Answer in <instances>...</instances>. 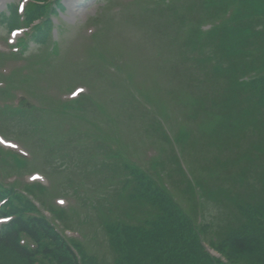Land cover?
Wrapping results in <instances>:
<instances>
[{"label":"rangeland","instance_id":"374dc122","mask_svg":"<svg viewBox=\"0 0 264 264\" xmlns=\"http://www.w3.org/2000/svg\"><path fill=\"white\" fill-rule=\"evenodd\" d=\"M20 0H0V13L6 11L8 6L14 5ZM119 1L126 3L129 0H62L64 7L59 9L57 14L51 18L52 32L48 38V42L41 45L49 50L58 48L61 56L57 59L51 58L54 69L45 67H33L29 70V64L26 62L27 59L32 57L33 54L40 55L37 46L30 47V55L23 57V60L19 62H9L2 66V71L8 73L10 70L13 72L12 80L18 81L22 75H30V80L21 84L23 89L16 93V97L11 102L14 106L19 105L20 100L24 96L28 98L29 104H35L36 107L44 109L45 103L48 107H52V100L57 99H76L74 98V92L77 88H83L85 95L88 94V88L84 83L80 82L77 78L73 79L70 76V80L64 77V70L61 71L60 65L64 62L59 60L64 55L70 54L69 60L79 58L83 56V51L88 42H91V36L97 32H106L110 29L111 33H116L115 36L121 37V39H130L134 37L130 35V28L132 33L140 35L148 39L153 45L156 40H151L149 34H147L145 28H140L130 21V25L125 22L129 20L130 13L124 11V7L118 5ZM224 0H185L180 6H177L172 15L166 20L165 28L170 27L173 24L184 27L186 24L192 25V32L197 28L196 24L203 23L210 19L220 11V8L229 6V2L222 5ZM249 2L246 3L248 5ZM170 4L169 7L167 5ZM208 8L206 5H208ZM258 6V3H257ZM172 7V3H166L165 8L162 12L158 11L155 13L156 17L161 15H170L167 11ZM218 8V9H217ZM235 10V9H233ZM237 10V9H236ZM242 11V10H241ZM236 12V11H235ZM117 17L115 19L114 17ZM96 17H98L96 19ZM1 19V18H0ZM163 19V18H162ZM240 19L239 16L236 17ZM121 20V21H120ZM241 20V19H240ZM139 24V23H138ZM110 25L112 27H110ZM179 30H181L179 28ZM114 31V32H113ZM29 33L28 29L23 28L22 34L19 38L23 37L25 33ZM241 32L236 25L230 34H236ZM109 34V35H110ZM165 36V30L161 32ZM10 29L3 27L0 23V52L8 53L14 51L11 47L10 40ZM111 39L112 49L118 46L116 38ZM18 38V39H19ZM180 38V37H179ZM220 39H227V33H219ZM231 38V37H230ZM17 39V40H18ZM144 39V40H146ZM184 49L177 43H172L170 46V53L176 52L179 49L186 51L183 61L180 63L181 67V80L180 75L174 73L172 69L168 68V74L166 81H172L174 75H176V89L173 92L180 90L182 93L177 96L180 99L183 98L189 103L193 102L196 105L199 104L203 98V91L206 89L203 85H198L197 80L191 77V69L196 67L202 70L205 65L200 62V59L205 58L199 54L200 43H197L194 38L188 37V41L183 37ZM57 42V44H54ZM158 42V41H156ZM16 45V44H14ZM261 42L256 38L249 39V43L246 45L248 49H255L261 46ZM156 46V45H155ZM168 47V46H167ZM228 47L230 45L228 44ZM231 48V47H230ZM94 47L89 50H94ZM236 53V52H233ZM246 53H236L226 55L223 59L228 60L229 56L238 59V57L244 58ZM157 51L154 50L153 57H156ZM38 59L36 56H33ZM68 58V57H67ZM28 64V65H27ZM237 70L241 67V63L238 60ZM68 65V63H67ZM77 65V64H76ZM74 65V66H76ZM25 71H18L16 67H25ZM179 68V67H178ZM1 70V69H0ZM59 70V71H57ZM180 82L178 83V81ZM10 79L0 77V90H4L9 86ZM159 84V83H157ZM156 84V85H157ZM149 88H152L148 84ZM156 87V86H155ZM231 96L234 98L237 93V87H229ZM226 88V89H227ZM136 95L144 98L145 100H151L157 103L159 109L162 108L163 101H161L160 92L156 88L154 90L145 89L144 91L134 90ZM27 92V93H26ZM211 94H214L212 92ZM239 94V93H238ZM116 100V97L114 98ZM210 101L203 99L199 104L200 113L197 116V126L186 131L184 134H180L178 137L179 141H182L186 145V151L188 156L191 154L192 148L202 160V163L212 170L211 176L205 180L204 190L206 189V196L201 198V192L197 198H193L189 193L185 192V186L180 183V175L173 173V169L178 168V164L175 161H168V156L165 155L171 150L170 146H165L161 152L160 157H154L159 154V148L157 147L158 142L156 137L154 141L149 142L146 139L147 133L153 134L152 125L145 124L138 114V102H133L129 99H122L120 102L122 107L119 109L117 103L112 101L107 95L101 97L97 103H94V107H87L83 103L75 104L74 110L79 108L90 109L89 115L95 114L100 116L103 110L109 113H114V119L116 113L121 114V118H125L129 121L132 126L122 127L124 142H114L120 140V136L116 132H111L107 126L105 138L108 140L107 143L102 144V150L99 151L94 149L92 146L87 147L88 149L78 150L71 144L75 140V137L69 138L66 142L67 145H59L58 137L54 140L53 155L54 160L49 161L51 164L47 165L39 164L36 169L44 171V173L51 172H62L65 174H52L45 177L50 183L53 180L54 185L57 189L56 198L59 200V204L68 209L67 213L63 214L69 225L67 235L69 238L74 237L79 245H83L85 251L94 258L91 263L86 261L87 264H116L120 256V252L111 247V242L108 236L107 224H131L139 226L149 220H152L156 211L145 203H134L129 199L126 191V185L128 186L127 180L130 175L126 171L125 163L137 164L141 169L149 171L155 179L158 180L156 174L157 171L162 169L167 170L173 183L170 186L171 190L168 193L174 194V201L180 206L182 205L185 212L191 217L197 224H202L201 227H205L207 223L215 224L216 227H210L205 233L208 238L215 239L219 234V239L216 240L217 244L229 235L230 226H235L236 217L234 207L239 202H245L262 205L264 202V194H262L261 184L264 180V120L261 118L260 113L254 109V101L250 97L243 98L242 104H244V110L242 111V129L240 131L235 130L229 139L226 137V133L223 131L226 122L221 121L218 108L221 106V100L216 96H212ZM147 102V101H145ZM6 102L0 101V105H4ZM150 104V102H147ZM1 108V106H0ZM70 108V107H69ZM92 108V109H91ZM3 111L0 113V133L7 139L16 142L21 145L25 151H29L30 154H34L30 151L26 145L18 143L17 135L29 134L33 131V127L30 126L26 131L21 132L16 122L15 115L9 113L1 108ZM151 111L150 109L147 111ZM37 115L34 112L27 114V118ZM102 116H100L101 118ZM234 115L232 114V118ZM194 120V119H193ZM118 121V120H117ZM54 122L51 120V125ZM103 122H101L102 124ZM7 124L9 127L5 126ZM106 126V121L105 123ZM223 126V127H222ZM222 127V128H221ZM55 132L57 129H53ZM231 131V130H230ZM11 138H10V137ZM30 136V134H29ZM78 137H81L80 135ZM102 137V136H101ZM21 140V139H20ZM25 143H30L33 140L30 139L28 142L26 138H22ZM21 140V141H22ZM103 143V142H102ZM8 150H12V145H5ZM27 151V152H28ZM99 154V155H97ZM165 155V156H164ZM97 156V157H96ZM29 159L30 156H27ZM164 158V159H163ZM36 159V158H35ZM43 161V160H42ZM33 169V168H32ZM179 169V168H178ZM34 171L27 172L21 181H30ZM4 176L0 181L8 183L13 182L16 178L13 176L14 172L8 171V174L3 172ZM67 175V176H65ZM52 178V180H51ZM160 182V180H158ZM134 189L136 182L132 181ZM47 184V183H46ZM137 187V186H136ZM212 191L213 197L217 200L214 201L212 196L207 193ZM63 201V203H61ZM197 201V202H196ZM56 202V201H55ZM201 202L204 203V207H199ZM57 204V202H56ZM142 204V205H141ZM251 212V211H250ZM255 214L264 215V208L262 210H255ZM174 214H178L174 210ZM204 214L202 217L201 215ZM181 215L178 214V218ZM198 227V228H201ZM74 232H73V230ZM71 229V230H70ZM217 232H219L217 234ZM140 246L137 245L134 249L139 250ZM142 248L145 249L143 246ZM141 248V249H142ZM146 250V249H145ZM141 251V250H140ZM220 251V250H219ZM211 252L213 250L211 249ZM221 252V251H220ZM232 253V252H231ZM133 257L135 251L130 253ZM216 255V254H215ZM217 259L223 261V264H228L227 259L220 256L217 252ZM231 256H234L233 253ZM238 258L239 264H243V260L246 256H234ZM260 256H252V261L258 259L263 260ZM152 264V263H151Z\"/></svg>","mask_w":264,"mask_h":264},{"label":"trees","instance_id":"16d2710c","mask_svg":"<svg viewBox=\"0 0 264 264\" xmlns=\"http://www.w3.org/2000/svg\"><path fill=\"white\" fill-rule=\"evenodd\" d=\"M227 2H229V6L222 7V9L226 11L235 9L234 19L239 16L241 20L236 19V23L224 28L227 33V43L231 48H222L225 52L234 55L246 53L244 58L235 59L229 56L230 66L228 68L238 67L239 60L242 65L238 71L243 75L251 74L245 76L249 77L248 80L243 77L232 84L237 87V93L230 102L227 124L224 127L226 137L229 139L235 130L242 129L243 98L250 97L254 101V109L260 113L264 120V0H224L222 5ZM247 2H249L248 5H246ZM236 25L241 32L231 35L230 30ZM252 37L262 44L255 51L246 48ZM204 48H207L206 45ZM215 54H221V52H215ZM200 62L206 66L207 57L200 59ZM233 104L237 110L235 113L237 117L234 121L230 112L233 110L231 107ZM138 110L140 111L141 108L139 107ZM195 110L196 104L190 102L184 113V118H195L197 116ZM226 113L227 110L222 108V114ZM185 129V127L182 128L179 134H184ZM138 174L145 175L143 171H140L137 173V177L135 176L136 181L139 180ZM203 184L205 183H198L202 201V194L207 199V190H204ZM261 187L262 194H264V180ZM149 188L152 186L150 185ZM195 194L199 196L200 193L192 188L191 195ZM207 194L217 201L213 197L212 191ZM142 197L144 198L142 199ZM132 199L135 200L134 202L140 201L139 203H144L143 201L146 200L145 204L156 211L157 217L155 215L152 220L139 226L128 224V226L115 227L113 244L122 256V258H118L116 264H223V261L208 252L205 246L207 244L217 251L220 250L228 264H239L240 260L234 256H246L243 264H264V215L254 213L255 210L264 208V202L262 205H252L251 202L236 204L234 211L237 223L235 226H230L226 239L217 244L216 240L220 237L219 232L215 237L216 240L208 238L205 233L210 227L214 229L215 224L207 223L205 227L198 228L202 224H197L186 212L180 213V209L172 199L158 196L155 193L152 196H138L137 193H133ZM199 207L203 208L204 203L201 202ZM174 210L181 215L179 218L178 214H174ZM3 212L11 214L5 209ZM18 212L20 216L15 221L4 224L0 228V264H87L84 261V259L88 261L85 252L75 242L69 241L59 232L51 220L34 217V219L25 220L24 210ZM22 235L28 236L31 242L36 243V248L30 247L28 244L27 246L22 245L20 243ZM137 245L140 246L139 250L134 249ZM143 246L146 250L142 248ZM133 251L135 254L132 257L130 253ZM231 252L234 256H231ZM253 255H262L263 260L252 261Z\"/></svg>","mask_w":264,"mask_h":264},{"label":"snow or ice","instance_id":"6c2138e0","mask_svg":"<svg viewBox=\"0 0 264 264\" xmlns=\"http://www.w3.org/2000/svg\"><path fill=\"white\" fill-rule=\"evenodd\" d=\"M61 203H63V201Z\"/></svg>","mask_w":264,"mask_h":264}]
</instances>
